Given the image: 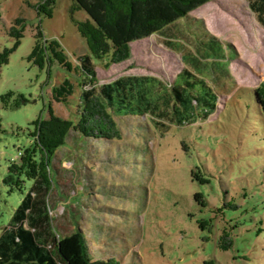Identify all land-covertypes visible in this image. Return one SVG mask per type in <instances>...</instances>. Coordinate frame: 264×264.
<instances>
[{"label":"rangeland","instance_id":"374dc122","mask_svg":"<svg viewBox=\"0 0 264 264\" xmlns=\"http://www.w3.org/2000/svg\"><path fill=\"white\" fill-rule=\"evenodd\" d=\"M41 1L0 0V52L13 46L8 32L13 19L24 20L19 46L0 67V96L14 90L30 99L15 109L0 104V182L9 158L27 144L28 122L46 116L50 89L65 78L75 83V93L53 107L74 118L77 79L57 63L40 68L27 59L36 26L73 64L89 52L72 22L86 20L87 14L71 15V0H56L52 17H39L32 5ZM248 9L246 0H212L190 12L234 49L231 53L228 47L229 64L215 66V73L208 65L202 72L196 68L220 94L208 119L162 131L152 113H112L119 138L71 135L67 146L57 150L59 192L50 199L51 215L63 234L82 230L91 264L111 258L119 264H264V120L252 92L264 80V27ZM184 20L130 43L124 63L97 70L99 83L126 73L146 74L155 78L153 94L161 93L182 68V56L199 54L197 27ZM201 177L207 181H198ZM22 197L0 183V231ZM223 230L231 239L227 250L219 246Z\"/></svg>","mask_w":264,"mask_h":264},{"label":"trees","instance_id":"16d2710c","mask_svg":"<svg viewBox=\"0 0 264 264\" xmlns=\"http://www.w3.org/2000/svg\"><path fill=\"white\" fill-rule=\"evenodd\" d=\"M209 1L212 0H71V15L82 10L88 16L83 21L72 18L89 50L79 54L75 64L67 59L57 42L45 37L40 25L36 26L34 44L27 59L40 68L54 63L65 68L77 79L78 100L74 104V118L63 117L56 112L53 103L69 102L76 85L69 78L53 85L46 116L40 115L28 122L25 133L27 144L19 147L16 156L8 160L0 183L9 193L18 191L23 197L0 231V264H91L90 249L82 230L73 228L63 234L54 225L51 215L53 205L50 199L54 191L59 192L57 177L60 170L54 159L57 150L67 146L71 135L79 139L119 138L120 132L112 113H152L153 118L158 117L162 131H166L170 125L183 126L206 120L215 112L220 94L201 76V72L206 65L215 73V66L221 67L222 62L229 64L231 58L227 50L230 48L231 52L234 49L203 27L200 20L197 22L191 17L192 10ZM246 1L248 11L264 27V0ZM54 3L56 0H43L32 6L37 16L51 18ZM181 19L197 27L195 46L199 54L187 51L182 56V68L175 72L170 82L163 84L161 93L153 94L155 78L146 74L126 73L109 82L99 83L97 70L124 63L131 54L130 43L165 33L168 27L181 22ZM23 27V18L13 19L8 28L9 36L14 39L13 46L0 52V67L8 63L10 52L19 46ZM166 43L176 48L180 45ZM196 68H200L201 72ZM252 89L264 120V80ZM229 90L225 92L229 93ZM29 100L23 93L14 90L0 96L4 110L18 108ZM21 130L23 128L17 127V131ZM194 177L196 179V175ZM198 181L203 183L207 179L201 177ZM194 199L204 204L200 193H195ZM256 231L261 232L262 229ZM219 246L223 250L231 246L229 234L224 230L219 237ZM106 264L119 262L111 258Z\"/></svg>","mask_w":264,"mask_h":264}]
</instances>
